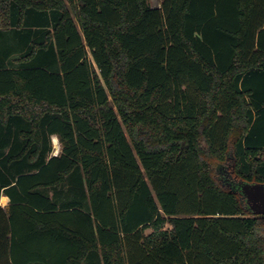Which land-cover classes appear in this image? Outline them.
I'll list each match as a JSON object with an SVG mask.
<instances>
[{
	"label": "trees",
	"instance_id": "obj_1",
	"mask_svg": "<svg viewBox=\"0 0 264 264\" xmlns=\"http://www.w3.org/2000/svg\"><path fill=\"white\" fill-rule=\"evenodd\" d=\"M243 182L264 0H0V264H264Z\"/></svg>",
	"mask_w": 264,
	"mask_h": 264
},
{
	"label": "water",
	"instance_id": "obj_2",
	"mask_svg": "<svg viewBox=\"0 0 264 264\" xmlns=\"http://www.w3.org/2000/svg\"><path fill=\"white\" fill-rule=\"evenodd\" d=\"M239 189L246 199L249 209L257 215L264 214V183L239 184Z\"/></svg>",
	"mask_w": 264,
	"mask_h": 264
},
{
	"label": "crops",
	"instance_id": "obj_3",
	"mask_svg": "<svg viewBox=\"0 0 264 264\" xmlns=\"http://www.w3.org/2000/svg\"><path fill=\"white\" fill-rule=\"evenodd\" d=\"M55 138H57L58 139V143H60V149H59V151H57L56 153L54 152V154H58V153H60L61 152V150H62V145H61V142H60V140H59V137L55 134V135H52V137H51V139H55ZM52 143H53V140H52ZM55 147V146H54ZM53 147V148H54ZM2 197H6V196H2ZM4 201L1 199L0 200V204H1V206L3 207V208H5V209H8V207H9V203H8V199H7V201H5V203H3ZM7 205V206H6ZM6 206V207H5ZM149 230V231H148ZM150 232H152V228H148V229H146L145 230V233L146 234H149ZM95 264H98V261H96L95 262ZM100 264H103V261L101 260V263Z\"/></svg>",
	"mask_w": 264,
	"mask_h": 264
},
{
	"label": "rangeland",
	"instance_id": "obj_4",
	"mask_svg": "<svg viewBox=\"0 0 264 264\" xmlns=\"http://www.w3.org/2000/svg\"><path fill=\"white\" fill-rule=\"evenodd\" d=\"M151 3L153 5V7H159L160 6V0H151ZM52 140H53V147L55 146L54 147V152L56 153L60 149V143L57 144L58 139H57V141H56V139H52ZM212 162H214V160H212Z\"/></svg>",
	"mask_w": 264,
	"mask_h": 264
},
{
	"label": "clouds",
	"instance_id": "obj_5",
	"mask_svg": "<svg viewBox=\"0 0 264 264\" xmlns=\"http://www.w3.org/2000/svg\"><path fill=\"white\" fill-rule=\"evenodd\" d=\"M3 201H7V197H0Z\"/></svg>",
	"mask_w": 264,
	"mask_h": 264
},
{
	"label": "bare ground",
	"instance_id": "obj_6",
	"mask_svg": "<svg viewBox=\"0 0 264 264\" xmlns=\"http://www.w3.org/2000/svg\"><path fill=\"white\" fill-rule=\"evenodd\" d=\"M55 139H56V141H57V138H55ZM57 144H58V141H57ZM3 203H5V201H4Z\"/></svg>",
	"mask_w": 264,
	"mask_h": 264
}]
</instances>
